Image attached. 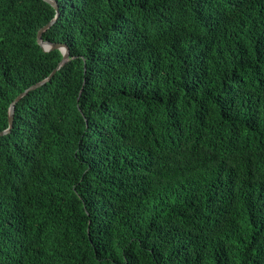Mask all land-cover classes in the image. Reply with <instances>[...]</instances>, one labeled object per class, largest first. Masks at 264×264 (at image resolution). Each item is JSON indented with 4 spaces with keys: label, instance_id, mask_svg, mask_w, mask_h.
<instances>
[{
    "label": "trees",
    "instance_id": "16d2710c",
    "mask_svg": "<svg viewBox=\"0 0 264 264\" xmlns=\"http://www.w3.org/2000/svg\"><path fill=\"white\" fill-rule=\"evenodd\" d=\"M0 0V264H264V0Z\"/></svg>",
    "mask_w": 264,
    "mask_h": 264
},
{
    "label": "water",
    "instance_id": "95a60500",
    "mask_svg": "<svg viewBox=\"0 0 264 264\" xmlns=\"http://www.w3.org/2000/svg\"><path fill=\"white\" fill-rule=\"evenodd\" d=\"M45 2L51 4L58 12L59 8L57 6V4L53 1V0H44ZM55 23V20H53L52 22H50L48 25H46L45 27H43L37 36V42L38 44L43 48V50L45 52H51L54 50H60L63 54V58L62 61L59 63V65L57 66V68L54 70V72L52 73V75L37 83L36 85L31 86L30 88L26 89L23 93H21L16 99L15 101L11 104L10 109H9V127L7 130L3 131L0 133V136H4L6 134H9L13 128V123H14V117H15V106L16 104L23 99L26 95H28L30 92L40 88L41 86H43L44 84H46L48 81H50V79L54 76V74H56V72L62 67L64 66L68 60H69V56H70V48L66 45V44H60V43H50V42H44L42 40V35L44 34V32H46L48 29H50Z\"/></svg>",
    "mask_w": 264,
    "mask_h": 264
}]
</instances>
